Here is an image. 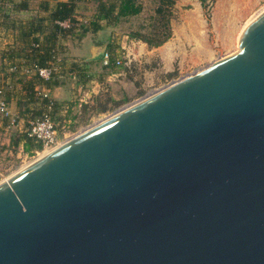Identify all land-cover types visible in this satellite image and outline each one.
I'll return each instance as SVG.
<instances>
[{
  "label": "water",
  "instance_id": "95a60500",
  "mask_svg": "<svg viewBox=\"0 0 264 264\" xmlns=\"http://www.w3.org/2000/svg\"><path fill=\"white\" fill-rule=\"evenodd\" d=\"M0 264H264V10L0 181Z\"/></svg>",
  "mask_w": 264,
  "mask_h": 264
},
{
  "label": "rangeland",
  "instance_id": "374dc122",
  "mask_svg": "<svg viewBox=\"0 0 264 264\" xmlns=\"http://www.w3.org/2000/svg\"><path fill=\"white\" fill-rule=\"evenodd\" d=\"M138 1L143 5L139 16L116 25L99 27L97 34L88 35L89 38L81 42L76 41L74 50L82 53L93 44L99 49L109 44L117 47V41L124 35L128 36V32L148 31L152 5L150 0ZM192 1L196 7L190 3ZM262 10L264 0H212L206 1L205 5L199 0H175L171 19L172 35L164 42L165 45L156 49L151 57L144 58L142 55L139 59H126L127 63L121 65L120 69L126 71L123 85L112 88L108 81H103V85L110 86V91L98 97L92 105L82 106L73 120L69 117L68 122L59 123L55 119L61 142L114 111L233 52L242 29ZM90 11V8L84 10ZM86 14L89 16L90 13ZM89 27H92L91 24ZM3 85L6 97L5 93L11 92V89ZM71 112L69 116L77 111L72 109ZM16 123L17 120H0V181L45 152L41 147L29 153L23 151L21 146L10 144L22 132V124Z\"/></svg>",
  "mask_w": 264,
  "mask_h": 264
},
{
  "label": "crops",
  "instance_id": "0c3cea01",
  "mask_svg": "<svg viewBox=\"0 0 264 264\" xmlns=\"http://www.w3.org/2000/svg\"><path fill=\"white\" fill-rule=\"evenodd\" d=\"M66 1L68 0H0V87L5 84L11 89L12 93L7 92L6 98L10 109L18 115L16 124H22V132H25L28 124L17 106L18 102L26 101L25 86H31L38 96L46 95L45 98L54 104L51 111L54 121L58 119L59 123L68 122L67 114L70 110L79 112L83 105H92L98 97L110 91V86L103 85V81H108L112 88L123 85L126 71L120 69L121 65L127 63L126 59H139L142 55L144 58L151 57L156 49L165 45L148 47L146 43L124 35L117 41L113 54V59L121 58V65L104 67L101 60L87 61V58L106 48L99 49V46L93 44L81 53L74 50V43L88 39V35L98 33L99 27L109 24L98 15L92 0H82L77 4L74 18L76 21L89 20L92 27L88 25L75 32L63 28L61 32L56 30L57 23L52 19V13L59 2ZM190 3L196 7L193 1ZM87 8L91 11L84 12ZM86 13H90L89 16ZM35 42H40L41 48L45 50L46 61H52L60 69V73L50 80H42L33 73L24 72L28 63L26 59H36L35 54L42 52H29ZM12 67L15 70H11ZM73 75L77 80L73 79ZM29 104L31 109L43 110L39 103Z\"/></svg>",
  "mask_w": 264,
  "mask_h": 264
},
{
  "label": "trees",
  "instance_id": "16d2710c",
  "mask_svg": "<svg viewBox=\"0 0 264 264\" xmlns=\"http://www.w3.org/2000/svg\"><path fill=\"white\" fill-rule=\"evenodd\" d=\"M82 0H68L66 2H59L54 12L52 13V19L54 21H64L71 20L75 22L74 11L77 7V4ZM96 5V12L99 16L103 17L109 25H116L120 21H126L130 18L139 16L143 11V5L138 0H92ZM202 5H205L206 1L212 0H199ZM152 5L151 13L148 18L151 21L149 30L146 32H142L141 30H132L128 32V36L131 39L140 40L148 45V47H157L166 42L172 35L171 28V19L173 17V8L175 4V0H150ZM56 30H62V27L58 24H55ZM94 29V28H93ZM64 30V29H63ZM61 32V31H60ZM107 50L114 54L115 46L109 44L106 47ZM39 54H35V58L40 65H45L44 56L45 50L41 48ZM85 62V61H84ZM82 83V82H79ZM4 88V87H3ZM25 97L26 101L18 102L17 110L21 113L20 115H24L26 119L40 115L43 110L39 109H31L29 108L31 103L35 105L39 103V105H43L46 102H51L47 98L43 96H38L31 89V86H25ZM6 95V93H5ZM7 96V95H6ZM6 101L8 99L5 97ZM39 100V101H38ZM86 107V105H83ZM71 110L68 112V117L73 120L78 114L75 112L72 116ZM51 119L53 117L51 115ZM61 123V122H60ZM55 124V123H54ZM56 126V125H55ZM57 128V126H56ZM58 130V129H57ZM10 144L15 146H21L23 151L25 152H33L34 150L41 149L42 144L37 141L35 138L28 136L26 132L18 133L15 139L11 140Z\"/></svg>",
  "mask_w": 264,
  "mask_h": 264
},
{
  "label": "built area",
  "instance_id": "2783aa9c",
  "mask_svg": "<svg viewBox=\"0 0 264 264\" xmlns=\"http://www.w3.org/2000/svg\"><path fill=\"white\" fill-rule=\"evenodd\" d=\"M56 23L65 30H72L75 32L88 26L89 20L79 19L78 21L75 20V22L71 20H64L56 21ZM34 50L38 52L41 51L40 42L33 43L29 52L32 53ZM113 57L114 56L112 52L104 49L103 56L100 59L102 66L108 67L112 64L115 66L121 65V58L113 59ZM26 61L28 63L24 72L33 73L34 76L39 77L42 80H50L55 76V74L60 73L58 66L54 65V63L50 60L46 61L45 65H40L36 59H30L29 57L26 59ZM11 70H15V67H12ZM72 77L73 79H76L75 75ZM40 95L46 97V95ZM53 106L54 104L52 102H46L43 105V111L40 115L33 116L27 120L28 126L25 132L28 134V136L39 141L42 144L43 150H50L61 142L59 131L51 119V111ZM2 119H10L11 122H14L18 120V115L10 109L9 104L4 96V88L0 87V120Z\"/></svg>",
  "mask_w": 264,
  "mask_h": 264
},
{
  "label": "bare ground",
  "instance_id": "6f19581e",
  "mask_svg": "<svg viewBox=\"0 0 264 264\" xmlns=\"http://www.w3.org/2000/svg\"><path fill=\"white\" fill-rule=\"evenodd\" d=\"M46 151H48V150L46 149L45 152H46ZM45 152H44V153H45ZM41 155H42V154H41Z\"/></svg>",
  "mask_w": 264,
  "mask_h": 264
}]
</instances>
